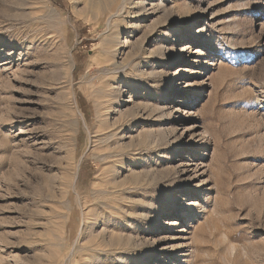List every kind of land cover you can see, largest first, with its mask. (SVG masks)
I'll use <instances>...</instances> for the list:
<instances>
[{
    "label": "rangeland",
    "instance_id": "374dc122",
    "mask_svg": "<svg viewBox=\"0 0 264 264\" xmlns=\"http://www.w3.org/2000/svg\"><path fill=\"white\" fill-rule=\"evenodd\" d=\"M116 1L0 0V264H264V0Z\"/></svg>",
    "mask_w": 264,
    "mask_h": 264
},
{
    "label": "bare ground",
    "instance_id": "6f19581e",
    "mask_svg": "<svg viewBox=\"0 0 264 264\" xmlns=\"http://www.w3.org/2000/svg\"><path fill=\"white\" fill-rule=\"evenodd\" d=\"M114 1V0H113ZM126 1L127 0H117V6L108 14L107 21L108 23H111L113 19L118 18V16H121L122 13L125 12L126 9ZM177 1V0H176ZM179 1V0H178ZM183 1V0H182ZM92 3V2H91ZM128 4V3H127ZM178 4V3H177ZM114 6V5H113ZM146 9V8H144ZM179 10H182V6L179 5ZM186 14V13H185ZM182 22H186L187 19L184 16H181ZM176 21V20H175ZM192 21H189V24L191 25ZM107 24V23H106ZM165 28V27H164ZM115 35V34H114Z\"/></svg>",
    "mask_w": 264,
    "mask_h": 264
}]
</instances>
